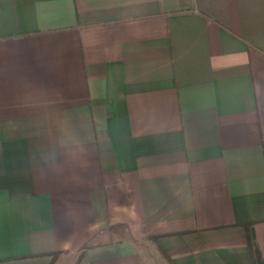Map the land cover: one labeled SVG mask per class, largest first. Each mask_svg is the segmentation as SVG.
Masks as SVG:
<instances>
[{"label": "crops", "instance_id": "0c3cea01", "mask_svg": "<svg viewBox=\"0 0 264 264\" xmlns=\"http://www.w3.org/2000/svg\"><path fill=\"white\" fill-rule=\"evenodd\" d=\"M248 224L264 261V0H0V264H252Z\"/></svg>", "mask_w": 264, "mask_h": 264}, {"label": "trees", "instance_id": "16d2710c", "mask_svg": "<svg viewBox=\"0 0 264 264\" xmlns=\"http://www.w3.org/2000/svg\"><path fill=\"white\" fill-rule=\"evenodd\" d=\"M245 227L247 230L248 245H249L251 256H252V264H264V261L261 256V252L256 243V238H255V234L253 231V225L248 224V225H245ZM165 256L170 262H172L171 259L167 255Z\"/></svg>", "mask_w": 264, "mask_h": 264}]
</instances>
